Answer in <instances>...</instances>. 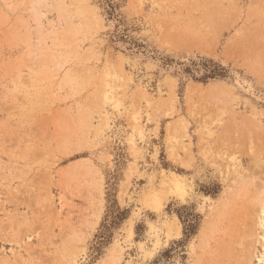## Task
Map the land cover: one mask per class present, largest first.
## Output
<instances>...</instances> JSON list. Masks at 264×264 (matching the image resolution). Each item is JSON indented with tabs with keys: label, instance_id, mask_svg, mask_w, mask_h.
<instances>
[{
	"label": "rangeland",
	"instance_id": "obj_1",
	"mask_svg": "<svg viewBox=\"0 0 264 264\" xmlns=\"http://www.w3.org/2000/svg\"><path fill=\"white\" fill-rule=\"evenodd\" d=\"M263 208L264 0H0V264H264Z\"/></svg>",
	"mask_w": 264,
	"mask_h": 264
},
{
	"label": "trees",
	"instance_id": "obj_2",
	"mask_svg": "<svg viewBox=\"0 0 264 264\" xmlns=\"http://www.w3.org/2000/svg\"><path fill=\"white\" fill-rule=\"evenodd\" d=\"M203 63L204 74L197 81L208 82L215 80H222L227 77V72L225 67L220 65L219 63L213 61L212 59H201Z\"/></svg>",
	"mask_w": 264,
	"mask_h": 264
},
{
	"label": "bare ground",
	"instance_id": "obj_3",
	"mask_svg": "<svg viewBox=\"0 0 264 264\" xmlns=\"http://www.w3.org/2000/svg\"><path fill=\"white\" fill-rule=\"evenodd\" d=\"M174 183H175V185L177 186V187H179V184H178V182L176 181H174ZM263 210H264V208H263ZM261 226L262 227H264V211H263V218L261 219ZM179 229V228H178ZM263 241H264V236H263ZM263 259H264V256H263Z\"/></svg>",
	"mask_w": 264,
	"mask_h": 264
}]
</instances>
